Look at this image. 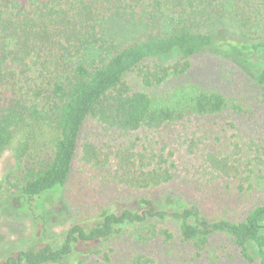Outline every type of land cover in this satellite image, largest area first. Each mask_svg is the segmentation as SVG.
I'll list each match as a JSON object with an SVG mask.
<instances>
[{
  "label": "trees",
  "instance_id": "1",
  "mask_svg": "<svg viewBox=\"0 0 264 264\" xmlns=\"http://www.w3.org/2000/svg\"><path fill=\"white\" fill-rule=\"evenodd\" d=\"M219 30L228 36L217 41ZM219 46L245 61L247 54L264 53V0H0V155L10 150L14 159L0 180V195L21 193L43 226L36 201L68 180L88 118L124 132H156L181 118L239 111L223 92L198 83L155 92L187 72L194 56ZM172 54L179 55L175 62L164 60ZM255 80L264 98V68ZM206 132L201 138L214 139V146L203 154L205 164L264 192V143L224 145ZM81 147L83 160L99 161L94 143ZM172 155L135 137L114 153L116 177L132 187L161 186L173 178ZM170 224L198 254L213 235L224 233L245 261L264 264V202L230 220L208 218L197 204L175 196H144L135 208L106 209L91 227L73 225L58 247L44 242L42 233L10 260L86 264L95 241L133 228L139 242L167 243L175 237ZM102 256L114 264L109 252ZM123 264L157 259L136 251Z\"/></svg>",
  "mask_w": 264,
  "mask_h": 264
},
{
  "label": "rangeland",
  "instance_id": "2",
  "mask_svg": "<svg viewBox=\"0 0 264 264\" xmlns=\"http://www.w3.org/2000/svg\"><path fill=\"white\" fill-rule=\"evenodd\" d=\"M228 33L219 30L216 40L225 39ZM179 55L165 57L167 62H175ZM249 61L232 56L219 46L213 51L197 54L191 60L187 72L171 79L155 89L167 90L173 84L198 83L208 89L223 92L239 104L241 109L230 108L216 117H185L167 125L160 131L124 132L88 118L81 130L80 143L66 183L45 194L36 201V211L41 221L31 213L25 197L14 193L7 197L0 195V264L10 255L16 256L27 249L42 233L44 242H52L58 247L69 229L75 224L91 227L98 222L99 215L106 209L120 212L135 208L141 197L167 200L178 197L199 206L208 218L243 219L247 212L260 202H264V192L248 185L241 186L234 181L213 172L203 161V154L212 148L214 139H205L204 133L211 131L222 144L230 141L247 142L252 139L264 143V98L255 80L264 68V53L247 54ZM152 61H146L147 65ZM133 83L134 75L131 78ZM135 137L141 143L156 149L172 152L173 178L170 182L155 188L132 187L118 181L114 153L118 147ZM195 140L194 148H191ZM215 140L216 144L221 142ZM90 141L100 152L98 162L82 159V143ZM212 145V146H211ZM14 165L12 152L0 155V180ZM45 226L44 232L42 228ZM175 237L169 242L155 239L142 243L132 236L131 229L97 243L94 253L87 257L86 264H106L102 253L109 252L114 264H123L136 251L150 253L157 264H259L247 262L232 238L224 233L212 236L205 250L197 253L195 248L181 239L177 226L170 224ZM82 246L79 245V250ZM98 248L102 253H97ZM71 259L45 264H70ZM26 264V263H23Z\"/></svg>",
  "mask_w": 264,
  "mask_h": 264
},
{
  "label": "flooded vegetation",
  "instance_id": "3",
  "mask_svg": "<svg viewBox=\"0 0 264 264\" xmlns=\"http://www.w3.org/2000/svg\"><path fill=\"white\" fill-rule=\"evenodd\" d=\"M18 253H19V252H18ZM18 253H17L16 256L10 255L9 257H7L5 263H6V264H13V260H10V258H11V257L16 258V257L18 256ZM23 263H26V262H22L21 264H23ZM26 264H28V263H26Z\"/></svg>",
  "mask_w": 264,
  "mask_h": 264
}]
</instances>
